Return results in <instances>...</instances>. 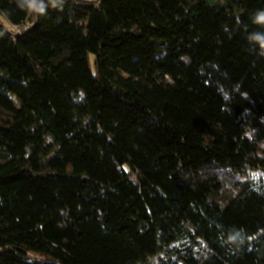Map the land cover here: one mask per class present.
Returning a JSON list of instances; mask_svg holds the SVG:
<instances>
[{
  "label": "trees",
  "instance_id": "16d2710c",
  "mask_svg": "<svg viewBox=\"0 0 264 264\" xmlns=\"http://www.w3.org/2000/svg\"><path fill=\"white\" fill-rule=\"evenodd\" d=\"M261 10L0 0V264H264Z\"/></svg>",
  "mask_w": 264,
  "mask_h": 264
},
{
  "label": "clouds",
  "instance_id": "9594fccd",
  "mask_svg": "<svg viewBox=\"0 0 264 264\" xmlns=\"http://www.w3.org/2000/svg\"><path fill=\"white\" fill-rule=\"evenodd\" d=\"M36 0H28L30 5H35ZM41 12L43 11V7L41 6L39 9ZM254 23L264 24V10L258 11L254 16ZM249 41L255 44L260 50V54L264 55V32H255L249 35Z\"/></svg>",
  "mask_w": 264,
  "mask_h": 264
},
{
  "label": "rangeland",
  "instance_id": "374dc122",
  "mask_svg": "<svg viewBox=\"0 0 264 264\" xmlns=\"http://www.w3.org/2000/svg\"><path fill=\"white\" fill-rule=\"evenodd\" d=\"M79 1H81V2H95V1H97V0H79ZM0 20H1V22L6 26V27H8L9 25H8V23L4 20V19H2L1 17H0ZM93 56H91V58H92Z\"/></svg>",
  "mask_w": 264,
  "mask_h": 264
},
{
  "label": "built area",
  "instance_id": "2783aa9c",
  "mask_svg": "<svg viewBox=\"0 0 264 264\" xmlns=\"http://www.w3.org/2000/svg\"><path fill=\"white\" fill-rule=\"evenodd\" d=\"M21 29H22V28H21ZM21 29H16V31H17L18 33H20ZM27 29H28V26H23V30H27Z\"/></svg>",
  "mask_w": 264,
  "mask_h": 264
}]
</instances>
